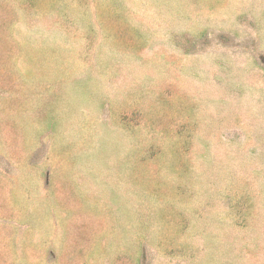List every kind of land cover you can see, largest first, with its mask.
<instances>
[{
	"label": "rangeland",
	"instance_id": "rangeland-1",
	"mask_svg": "<svg viewBox=\"0 0 264 264\" xmlns=\"http://www.w3.org/2000/svg\"><path fill=\"white\" fill-rule=\"evenodd\" d=\"M0 264H264V0H0Z\"/></svg>",
	"mask_w": 264,
	"mask_h": 264
}]
</instances>
